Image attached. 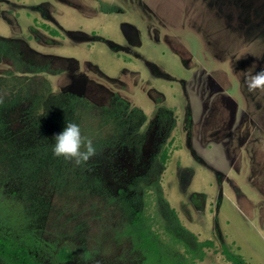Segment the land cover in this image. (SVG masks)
Instances as JSON below:
<instances>
[{
  "label": "rangeland",
  "instance_id": "374dc122",
  "mask_svg": "<svg viewBox=\"0 0 264 264\" xmlns=\"http://www.w3.org/2000/svg\"><path fill=\"white\" fill-rule=\"evenodd\" d=\"M0 41V77L33 85L0 113V236L43 264H153L143 211L154 264H264V89L246 83L264 70V0H0ZM76 97L126 119L79 190L26 159Z\"/></svg>",
  "mask_w": 264,
  "mask_h": 264
},
{
  "label": "trees",
  "instance_id": "16d2710c",
  "mask_svg": "<svg viewBox=\"0 0 264 264\" xmlns=\"http://www.w3.org/2000/svg\"><path fill=\"white\" fill-rule=\"evenodd\" d=\"M0 47H4V43L0 41ZM29 77L17 76L15 74H7L6 76L0 77V113L5 104L4 101L11 100L15 95L14 91L17 86H21V90H25V87L33 86ZM36 88L34 94H45L49 90L48 83L45 81L41 85L34 86ZM18 93V90H17ZM70 106L72 108L71 118L69 121L80 125L82 135L93 140V144L96 148V153L111 145L119 136L121 130L125 127L126 119L123 118L122 111L119 109L108 110L103 107H98L86 99L81 97L71 98ZM121 111V112H120ZM64 127L47 129L42 128L39 133L41 136L32 149L35 156L29 157L31 154L26 155L28 161H34L41 165L50 166L51 177L53 180H57L59 186H64L71 189H80L86 184L85 169L89 166L86 162L80 166L75 165L73 162L64 160L63 158L54 157L51 152L53 144V136L63 130ZM91 160V159H90ZM167 160V151L164 150L161 154V168H164V164ZM56 177V178H55ZM150 184L147 187H143L142 191L148 193L152 190L155 191L158 188L157 182ZM90 185V184H89ZM151 188V189H150ZM174 214V209L171 210ZM140 213V214H139ZM139 219H135L133 222L135 235L138 236L140 243L146 253V259L149 263H155L161 253V247H159L160 238L153 229L152 217L144 216L143 211L139 212ZM175 218L177 219L176 215ZM178 220V219H177ZM201 243V244H206ZM227 253V252H226ZM230 260L235 264H247L239 255L227 253ZM57 256L61 260H67L70 258L71 253L65 247L61 248ZM0 259L6 264H43L30 249L22 244H15L9 239L0 236Z\"/></svg>",
  "mask_w": 264,
  "mask_h": 264
},
{
  "label": "clouds",
  "instance_id": "9594fccd",
  "mask_svg": "<svg viewBox=\"0 0 264 264\" xmlns=\"http://www.w3.org/2000/svg\"><path fill=\"white\" fill-rule=\"evenodd\" d=\"M247 87L250 91L264 89V70L249 73L246 77ZM47 111L41 109L39 116H46ZM51 152L54 157L63 158L80 166L88 162L96 155V148L91 138L82 135L80 125L71 121H65V126L61 132L55 134Z\"/></svg>",
  "mask_w": 264,
  "mask_h": 264
}]
</instances>
